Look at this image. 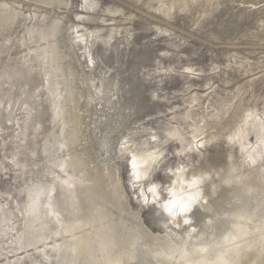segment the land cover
Instances as JSON below:
<instances>
[{
    "label": "rangeland",
    "instance_id": "rangeland-1",
    "mask_svg": "<svg viewBox=\"0 0 264 264\" xmlns=\"http://www.w3.org/2000/svg\"><path fill=\"white\" fill-rule=\"evenodd\" d=\"M53 5L37 0H0V8L6 7L14 15L9 25L0 19V124L5 121L7 125L0 136V264H31L32 258L36 262L42 251L41 247H35L36 252L30 255L32 251L21 249L36 245L20 239L31 220L42 217L33 199L29 207L25 205L26 222L21 217L22 187L32 181L34 172L37 175L32 170L33 161L20 155L28 146L23 134L28 108L19 98L18 88L15 95L10 92L15 87L11 77L3 78L1 74H5L4 63L12 58L9 63L12 65L16 59L35 76L39 86L36 94L46 100L48 87L55 86V73L43 72L46 60H33L35 49L44 43L31 41L24 31L30 29L36 34L38 28L47 29L54 19L62 22L65 47L71 43L68 47L79 71L77 81L81 85L92 84L95 116L90 123V142L94 144V158L97 161L100 151L96 143L103 137L106 149L113 156L117 154L109 162L118 163L129 209H135L153 233L157 230L150 225V211L161 200L168 219L173 221L171 228L179 231L178 218L182 217L187 224L190 216V227L180 229L185 234L197 222L194 220L199 211L191 208L193 204L199 203L205 216L217 202L222 209L232 207L226 199L231 196V200L234 188L245 189L234 196L243 203L248 195L253 198L264 192L260 182L264 176V0H65ZM82 33L89 36L80 39V44L77 36ZM149 46L152 66H142L144 63L138 66L135 55H142L141 51ZM122 59L124 63L120 64ZM135 69L142 72L129 93L124 91V82ZM49 76H52L50 86L44 82ZM110 85L115 93L109 91ZM101 86L108 89L102 95ZM146 88L151 91L154 103L133 122L134 128L130 125L124 133L127 127L123 125H127L129 114L141 99L140 89L147 92ZM113 109L118 113L116 129H105L106 120L114 116ZM113 137L117 140L110 142L108 139ZM46 139L41 142V150L51 143L49 136ZM123 155L128 160L147 158L146 173L129 180V169L119 162ZM51 163L55 167L56 160ZM101 164L97 162V166ZM87 166L83 168L85 174L81 168L77 169L79 192L93 172ZM110 168L113 177L116 173ZM39 181L46 186L39 187L36 193L45 194L48 182ZM248 183L251 186L247 188ZM211 189L215 190L212 195ZM76 193L72 208L80 206ZM181 208L187 211L182 212ZM132 222L133 232L147 234L138 223ZM57 237L58 234L37 244L42 243L44 250L51 246L47 241Z\"/></svg>",
    "mask_w": 264,
    "mask_h": 264
},
{
    "label": "bare ground",
    "instance_id": "bare-ground-1",
    "mask_svg": "<svg viewBox=\"0 0 264 264\" xmlns=\"http://www.w3.org/2000/svg\"><path fill=\"white\" fill-rule=\"evenodd\" d=\"M37 1L46 5H59L65 2V0ZM85 5H89V3ZM13 18V13L6 7L0 8L2 23L9 25ZM61 28L62 22L58 18L54 19L47 29L40 30L38 28L35 31L36 34L30 29L24 31L32 38L31 41H43L44 43L43 47L35 49L34 55L36 56L33 60L39 61V58L41 62L46 60L43 72L52 70V74L55 73V86L48 87L47 94L44 93L47 96L46 100L36 94L39 86L35 76L20 66L16 59H13L16 63L12 65L9 64L12 63L10 62L12 58L7 60L4 63L3 73L5 74H1L3 78L8 77L7 75L11 77L15 87H12L10 92L13 91L15 95V89L18 88L20 90L19 98L24 100L27 105V121L23 127V134L28 146L21 151L20 155L36 159L32 166L33 172L36 170L37 175L34 172L35 176L41 178L40 176L49 172L50 164H53L50 162L54 159L39 162L38 158L41 154L51 146L53 147L50 151L55 149L56 152V164H54L52 178L47 183L49 189L46 191L45 188L44 190L45 194H40L42 195L40 197L36 193L39 187L45 185L39 180L35 181L36 183L29 182V187L26 186L28 189L25 188L27 200L21 206L24 209L23 219L26 222L25 205L29 207L32 199L39 210L38 215L42 218L31 220L29 228L22 234L23 236L21 235L20 241L37 244L44 239L56 237V234L59 236L54 241H47L46 244L51 246L43 250V245L42 251H39L38 259L35 262L32 258L31 264H50L51 262V264H264V192L260 195H258L259 193L253 195V198L247 194L249 197L243 199L246 201L243 203L240 200L239 202H242L239 203L236 201V197L239 192H243L245 189L237 187L232 190L229 188L230 184L228 189H231L234 195L231 200L230 196L226 201L228 200L232 207L222 209L218 202L217 204L210 202L212 206L207 205L208 208L210 207L209 213L202 216L196 223L194 222L195 225L186 233L184 232L185 234H182L184 230H181L182 233L180 232L181 222H179V231L168 226V224L173 225V221L168 219L167 210L165 211L167 219L161 221V229H155L157 231L153 233L142 223L135 209H129L130 206L128 207V203H126L127 199L120 184L117 161L110 163L111 160H109L105 165L97 166L98 159L96 161V157L94 158V144L90 142L92 139L90 123L95 116L92 105L95 102L91 93L93 91L92 84H76L79 71L72 62L71 48L65 47L63 44ZM87 33H82L77 37L83 39L89 36ZM47 79L44 82L50 86L51 79ZM48 94L52 96L53 101H50ZM115 114L118 113L114 112V116H109L114 118V123L117 119ZM55 121L58 122L57 126ZM1 123L0 136H3L7 125L5 121L4 124ZM131 125L134 128L133 123ZM52 129L56 131L52 132ZM48 136L51 143L45 150H41V142L45 137L48 141ZM115 139L113 137L108 140L112 142ZM142 155L145 157L147 154ZM143 156L140 160H137L136 157L128 160L130 178L146 173L144 166L145 163L147 164V158H143ZM86 166L93 172L88 182L86 180L81 184L82 181H79L81 184L79 192V183L75 176H78L76 173L80 168L83 170ZM110 166L116 173H111L117 176L116 183L114 176L111 177L109 174ZM86 178L88 177L86 176ZM260 182L264 187V176ZM250 186L248 183L247 188ZM213 191L215 190L209 192L210 195L214 193ZM76 192L79 195V199H76L80 200V206L76 208L75 205L72 208L71 205L75 203L73 194ZM204 193L205 195L209 194ZM152 211L153 208L150 211L151 215ZM132 221L138 223L141 230L148 235L133 232L131 230ZM76 230L77 234L74 233Z\"/></svg>",
    "mask_w": 264,
    "mask_h": 264
},
{
    "label": "water",
    "instance_id": "water-1",
    "mask_svg": "<svg viewBox=\"0 0 264 264\" xmlns=\"http://www.w3.org/2000/svg\"><path fill=\"white\" fill-rule=\"evenodd\" d=\"M31 1H33V0H31ZM80 40V39H79ZM79 43L80 44H82V42H81V40L79 41ZM69 45L71 44V43H68ZM69 45H67V46H69ZM149 49H150V46H149V48L147 49H145L144 50V52H143V50L141 51V54L143 55H135L136 56V63L138 64V66H140L142 63H144V64H142V66L143 65H145V66H148V67H150V66H152V56H151V54H150V51H149ZM136 54V53H135ZM145 55V56H144ZM141 56L143 57V58H141ZM126 57V56H125ZM145 58H147V60L146 61H144V59ZM142 59V60H141ZM124 60L125 59H122L121 61H120V64L122 63H124ZM55 71V70H54ZM141 72H142V70L141 69H135V70H132V71H130V73H129V76L126 78V81L124 82L125 83V87H123L124 88V91H127V92H131L132 91V89H133V86L132 85H134V83H136L137 81H136V79L140 76V74H141ZM51 75H52V73H50ZM52 77V76H51ZM51 77L49 78V80L51 79ZM149 79V78H148ZM147 80V79H146ZM76 84H79L77 81H76ZM145 84H146V82H145ZM95 85V84H94ZM127 85V86H126ZM148 85V84H147ZM96 86V85H95ZM111 87H109V91L111 92V93H115V89H114V87H112V85H110ZM102 87V86H101ZM103 88V94L105 93V92H107L108 91V89H105L104 87H102ZM122 88V89H123ZM147 89V88H146ZM141 90V94L139 93V95L141 96V99H139L137 102H136V105H135V107H134V110L129 114V119L127 120V125H123L124 127H127L126 128V131L124 132V133H126L127 132V129H129L130 128V125L136 120V119H139V117H141V116H143V114L145 113V112H147L148 111V108H150L151 107V105L154 103V101L152 100V94H151V91H149V89H147V92L146 91H144V90H142V89H140ZM116 94L117 95H119V93H118V91H116ZM102 95V94H101ZM122 104L124 103L123 102V100H122V102H121ZM115 109H117V108H115ZM114 110V109H113ZM119 110V109H118ZM117 110V111H118ZM114 112L116 113V111L114 110ZM114 115V114H113ZM56 122V126L58 125V122L57 121H55ZM104 127H105V129H112V128H114V129H116V126H114V118H108L107 120H106V123H105V125H104ZM124 133H122L123 135H124ZM104 135V134H103ZM102 135V136H103ZM120 136V135H119ZM119 136H117V138L119 137ZM103 138V137H102ZM102 138H101V140H102ZM99 141V142H97L96 144H97V150H99L100 151V154H99V156H98V162L99 163H102V164H105V163H107L111 158V160H113V158L114 157H116L117 158V154H115V156H113V153H112V151H109L108 149H106L105 148V146H104V140L103 141ZM52 151H53V154H52ZM52 151H50V150H48V152H45V153H42L41 154V156L38 158V160H39V162H45V161H50V160H55V158H56V152H55V149H53ZM115 152V151H114ZM127 156H122L121 158L122 159H120L119 160V162L123 165V166H125V168H126V170L128 171V169H130V167H129V161H128V159L126 158ZM27 158H29V159H31L32 161H34L35 159L34 158H32L31 156H27ZM33 164H34V162H32ZM51 163V162H50ZM48 166V165H47ZM49 168V172L48 173H46V174H44V175H42V176H40L41 178H38L37 176H32L31 177V182H35V181H38V180H46V182H49L50 180H51V178H52V171H54V166L52 165V164H50V167H48ZM130 174H128V176H129ZM128 179L129 180H131V178H129L128 177ZM36 183V182H35ZM29 185H30V183H26L25 184V186L24 187H22V192H23V201L22 202H24L25 201V197H26V194H27V192L25 191L26 189H28V188H26V186H28L29 187ZM41 185H44V184H41ZM26 188V189H25ZM28 191V190H27ZM163 201V200H162ZM126 203H127V200H126ZM153 204V203H152ZM23 205H24V203H23ZM191 208H193V210L194 209H198V211H199V213H198V217H197V219H195L194 221L196 222L197 220H200L201 219V217L204 215V211H202L201 210V208H200V204L199 203H195V204H193V206L191 207ZM164 207H163V202L159 205V206H154L153 207V211H152V215H150V225H151V227L153 228V229H161V226H160V224H161V221L162 220H165V217H166V214H165V211H164ZM152 210V209H151ZM22 216H24L22 213H21V217ZM190 216L188 215V217H187V221H188V223L186 224L185 223V221L183 222V220H182V217H179L178 219H180L181 220V225H182V228L183 229H186L187 228V225L188 224H190V218H189ZM22 219H23V217H22ZM168 226H170V228L171 227H174V226H172L171 224H168ZM189 226V225H188ZM35 247L36 248H39V247H43V244L42 243H40V244H36V245H34V247H32V246H25V247H22L21 249L23 250V249H29L30 251H32V253L30 254V255H32V254H34L36 251L34 250L35 249ZM26 257H29V256H26ZM52 263V262H51ZM50 263V264H51ZM53 263H54V261H53Z\"/></svg>",
    "mask_w": 264,
    "mask_h": 264
},
{
    "label": "snow or ice",
    "instance_id": "snow-or-ice-1",
    "mask_svg": "<svg viewBox=\"0 0 264 264\" xmlns=\"http://www.w3.org/2000/svg\"><path fill=\"white\" fill-rule=\"evenodd\" d=\"M175 206V204H173V207ZM169 211H171V209H169ZM181 211L183 212V211H187V209L186 208H181Z\"/></svg>",
    "mask_w": 264,
    "mask_h": 264
}]
</instances>
